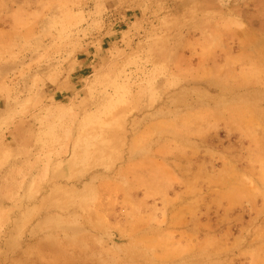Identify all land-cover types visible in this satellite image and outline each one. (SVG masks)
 I'll use <instances>...</instances> for the list:
<instances>
[{
    "label": "rangeland",
    "instance_id": "obj_1",
    "mask_svg": "<svg viewBox=\"0 0 264 264\" xmlns=\"http://www.w3.org/2000/svg\"><path fill=\"white\" fill-rule=\"evenodd\" d=\"M0 264H264V0H0Z\"/></svg>",
    "mask_w": 264,
    "mask_h": 264
}]
</instances>
